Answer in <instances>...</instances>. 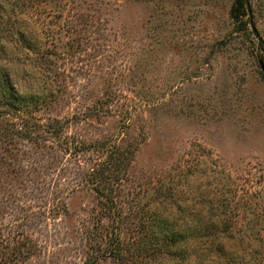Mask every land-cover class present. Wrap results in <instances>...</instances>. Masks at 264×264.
Listing matches in <instances>:
<instances>
[{
	"label": "rangeland",
	"instance_id": "1",
	"mask_svg": "<svg viewBox=\"0 0 264 264\" xmlns=\"http://www.w3.org/2000/svg\"><path fill=\"white\" fill-rule=\"evenodd\" d=\"M234 1L0 0L2 62L20 92L47 102L33 114L69 120V139L129 151L112 194L172 212L170 264L200 263L189 237L200 223L204 264H264V0H249L256 35ZM103 156L49 136L0 141V264L96 255L89 231L108 220L85 172Z\"/></svg>",
	"mask_w": 264,
	"mask_h": 264
},
{
	"label": "trees",
	"instance_id": "2",
	"mask_svg": "<svg viewBox=\"0 0 264 264\" xmlns=\"http://www.w3.org/2000/svg\"><path fill=\"white\" fill-rule=\"evenodd\" d=\"M22 5L23 3L20 4L21 7ZM230 12L236 15L243 27L247 25V21L244 20L248 15L244 0H235ZM5 56L3 52H0V141L9 139L12 143L14 137H26L28 141L36 142L40 138L49 136L72 155L79 156L81 152L96 155L104 153L103 160L97 161L88 168L85 176L86 183L98 198L102 216L108 220V225L100 226L101 231L98 227H93V230L89 231L88 240L94 247L96 255L88 260L86 258L83 264L98 263L102 256L113 259L116 264H143L146 251L149 252L148 255L156 252V255L162 259L155 264H170L176 253L177 239L180 237L170 222L173 218L172 212L159 203L157 207L146 210H143L144 208L126 209L112 194L115 190L114 184L122 179L121 175L128 160L129 151L115 143L85 144L82 141L69 139L64 134L69 120L48 118L47 124L42 123L33 113L40 111L47 103L46 100L40 99L43 98V92L37 93L36 96L35 93L20 92L8 68L11 62L9 61L7 65L2 62ZM177 201L179 200L171 201V204H176ZM176 207L179 209V206ZM194 228L189 233L194 243L193 254L195 259L200 261L199 264H204L203 257L208 253L207 238L210 234L202 223ZM126 244L128 247L136 244V249L140 253H134V257L127 256L129 254L125 250ZM143 251L144 254H142Z\"/></svg>",
	"mask_w": 264,
	"mask_h": 264
},
{
	"label": "water",
	"instance_id": "3",
	"mask_svg": "<svg viewBox=\"0 0 264 264\" xmlns=\"http://www.w3.org/2000/svg\"><path fill=\"white\" fill-rule=\"evenodd\" d=\"M244 4H245L246 12L249 17V25H250L251 31L256 35L255 28H254L253 21H252V12H251L249 0H244ZM256 57H257V63H258L259 69L264 76V63L259 55H257Z\"/></svg>",
	"mask_w": 264,
	"mask_h": 264
}]
</instances>
